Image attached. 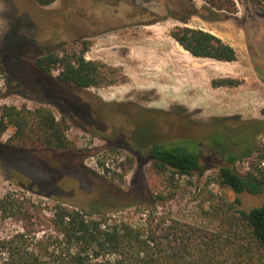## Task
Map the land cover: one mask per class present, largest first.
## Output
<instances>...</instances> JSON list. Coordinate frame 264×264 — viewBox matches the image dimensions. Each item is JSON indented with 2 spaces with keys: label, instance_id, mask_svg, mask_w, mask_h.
<instances>
[{
  "label": "rangeland",
  "instance_id": "rangeland-1",
  "mask_svg": "<svg viewBox=\"0 0 264 264\" xmlns=\"http://www.w3.org/2000/svg\"><path fill=\"white\" fill-rule=\"evenodd\" d=\"M234 1L235 12L218 10L208 0H56L49 6L36 0H0V108L40 105L28 96L41 76L36 75V57L65 50L73 42H79V49L81 41L89 43L86 59L121 69H109L117 83L86 89L59 82L57 71L47 76L54 95L67 104L46 105L58 118L65 113L66 134L75 147H6L2 144L14 131L9 127L0 138V196L13 192L36 202H58L52 195L83 208H129L133 215L137 206L151 204L153 195L161 193L172 198V218L191 238L190 246L198 245L204 232L221 229L236 194L218 184V167L230 164V153L264 143V129L253 133L264 121V5ZM194 10L198 14H191ZM179 26L216 34L236 48L238 59L220 61L183 51L172 35ZM155 39L178 52L185 78L201 89L200 95L186 94L176 80L134 83L135 68L128 60L149 56L144 43ZM11 57L18 67L12 68L13 76L4 67ZM225 77L241 84L213 85V79ZM15 80L23 84L16 86ZM44 88L51 89L48 84ZM152 143L194 148L209 168L204 174H174L172 181V172L163 176L152 169L147 154ZM253 157L237 160L235 169L246 173L256 161ZM240 196L245 209L264 202V190Z\"/></svg>",
  "mask_w": 264,
  "mask_h": 264
},
{
  "label": "trees",
  "instance_id": "trees-1",
  "mask_svg": "<svg viewBox=\"0 0 264 264\" xmlns=\"http://www.w3.org/2000/svg\"><path fill=\"white\" fill-rule=\"evenodd\" d=\"M55 1L36 0L41 6ZM208 1L218 10H237L234 0ZM257 1L264 5L263 0ZM191 14L198 13L194 10ZM172 35L196 57L227 62L238 59L232 44L202 28L179 26ZM80 43L81 49L79 42H73L65 50H50L36 57V75L41 76L28 96L40 100L41 104L34 109L25 105L20 108L1 106L0 138L9 127L14 129L2 145L19 150L75 147L66 134L69 124L65 113L58 118L46 105L52 103L61 107L67 104L54 95L53 81L46 79L47 76L57 71L59 82L86 89L117 83L118 79L109 75L110 70H121L86 59L89 43L85 40ZM13 60L11 57L5 61L8 66L3 65L9 76H13L12 68L17 67ZM119 80L124 82L126 77ZM15 81L16 86L23 84L21 80ZM212 82L215 86L241 84L240 79L232 77ZM47 84L51 89L44 88ZM260 124L256 127L260 129H253V133L264 129V121ZM147 154L155 173L167 176L172 172V181L174 174H204L209 168L200 151L183 144L152 143ZM254 154L256 161L246 173L235 169L237 160ZM229 161L230 164L218 167L216 180L236 194L228 207L230 217L222 221L221 229L204 232L198 245H189L191 238L183 235L181 223L172 218L175 206L166 194L156 193L151 204L137 206L135 214L130 215L129 208H83L52 195L50 198L58 202H36L8 192L0 196V264H264V202L245 209L240 196L246 191L258 194L264 190V143L239 154L230 153Z\"/></svg>",
  "mask_w": 264,
  "mask_h": 264
},
{
  "label": "bare ground",
  "instance_id": "bare-ground-1",
  "mask_svg": "<svg viewBox=\"0 0 264 264\" xmlns=\"http://www.w3.org/2000/svg\"><path fill=\"white\" fill-rule=\"evenodd\" d=\"M143 49V52L150 54L145 59L129 58L128 60L129 63L135 68L136 75L134 77V83L146 85L153 83L152 80L156 78H160L162 82H166L167 84L168 82L173 83V81L176 80L181 81V83H183V85L186 87V94H190L191 92H194L197 95L199 94L201 89L198 87H191L192 85L190 84L189 79H186L185 73L182 72L181 63H179L175 57V53L177 51L174 49H169L168 43L155 39V41L144 43ZM183 51L187 52L185 49H183ZM155 56L158 59H156ZM161 59H163V61L159 62ZM169 85L171 86V84Z\"/></svg>",
  "mask_w": 264,
  "mask_h": 264
},
{
  "label": "flooded vegetation",
  "instance_id": "flooded-vegetation-1",
  "mask_svg": "<svg viewBox=\"0 0 264 264\" xmlns=\"http://www.w3.org/2000/svg\"><path fill=\"white\" fill-rule=\"evenodd\" d=\"M6 147H8V146H6Z\"/></svg>",
  "mask_w": 264,
  "mask_h": 264
},
{
  "label": "crops",
  "instance_id": "crops-1",
  "mask_svg": "<svg viewBox=\"0 0 264 264\" xmlns=\"http://www.w3.org/2000/svg\"><path fill=\"white\" fill-rule=\"evenodd\" d=\"M186 50V49H185Z\"/></svg>",
  "mask_w": 264,
  "mask_h": 264
},
{
  "label": "water",
  "instance_id": "water-1",
  "mask_svg": "<svg viewBox=\"0 0 264 264\" xmlns=\"http://www.w3.org/2000/svg\"><path fill=\"white\" fill-rule=\"evenodd\" d=\"M264 1V0H263Z\"/></svg>",
  "mask_w": 264,
  "mask_h": 264
}]
</instances>
